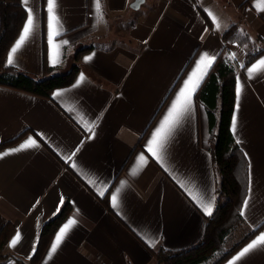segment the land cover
<instances>
[{"label": "crops", "instance_id": "1", "mask_svg": "<svg viewBox=\"0 0 264 264\" xmlns=\"http://www.w3.org/2000/svg\"><path fill=\"white\" fill-rule=\"evenodd\" d=\"M20 1L26 19L28 9L33 11L34 26L9 66L32 77H42L43 66L51 75L73 65L79 72L50 99L0 87V145L15 140L0 149V232L12 227L0 264L30 259L43 224L66 202L69 213L37 264H154L157 249L195 246L211 215L201 205L211 204L213 212L218 184L207 111L196 99L211 67L174 125L160 161L148 144L201 56L216 60L223 49L236 68L230 131L249 171L248 204L243 202V223L234 232L242 238L264 224V66L251 77L248 73L264 60V52L243 67L252 48L264 50L259 0H143L136 10L135 0H100L99 13L96 0H57L60 35L53 44L58 49L49 45L47 0H28L27 6ZM233 26L252 48L223 43ZM88 47L75 60L77 51ZM29 138L36 146L12 151ZM70 219L76 223L50 255ZM17 232L21 238L11 247ZM261 234L264 226L223 264H264V245L236 259Z\"/></svg>", "mask_w": 264, "mask_h": 264}, {"label": "trees", "instance_id": "2", "mask_svg": "<svg viewBox=\"0 0 264 264\" xmlns=\"http://www.w3.org/2000/svg\"><path fill=\"white\" fill-rule=\"evenodd\" d=\"M25 19L26 12L20 0H0V87L50 99L55 90L68 87L73 83L79 72V67L73 65L64 73L51 75L52 69L43 66L42 77H32L7 65L5 61L7 50L19 34ZM222 40L225 44L236 43L244 47L250 42L248 36L235 26L222 36ZM91 49L92 47H88L77 51L75 60ZM263 52L264 50L261 49L248 52L243 67L251 64ZM235 75V65L223 49L196 93L197 101L203 104L207 111L212 143L210 154L218 177L215 207L206 219L203 237L195 246L190 248L178 251L160 248L153 251L154 264H207L215 254L221 255L211 264H223L264 226L263 224L258 229L248 232L230 249L225 250L226 237L233 230L241 227L243 223L241 207L248 190L249 174L247 160L236 145L230 131L235 101ZM14 141L0 145V149ZM69 210V203L66 202L55 217L43 224L35 253L23 264H37L39 262L52 236L68 215ZM11 233L12 227L10 226L1 230L0 249L7 242ZM16 260L14 262L21 264V260Z\"/></svg>", "mask_w": 264, "mask_h": 264}, {"label": "snow or ice", "instance_id": "3", "mask_svg": "<svg viewBox=\"0 0 264 264\" xmlns=\"http://www.w3.org/2000/svg\"><path fill=\"white\" fill-rule=\"evenodd\" d=\"M23 3L27 6L28 0H23ZM264 4V0H259V3H257L256 8L258 11H264V7H261V5ZM56 7H57V0H47V11H48V39H49V45L50 48L55 47L59 48V45H54L53 40L56 36L60 35V32L58 30V26L60 25V18L56 14ZM96 11L99 13L101 10V4L100 0H96ZM211 15V13H210ZM213 22L216 23V18L213 16ZM34 26V15L33 11L31 9H28L27 13V19L26 23L23 27V30L21 32V35L19 36L18 40L12 47V49L9 52L8 58H7V64L13 65L14 64V57L18 50L21 48V46L25 43V41L28 39L30 33L33 30ZM219 25L217 24V27ZM64 44H67V41L63 42ZM51 59V57H50ZM90 59V58H89ZM215 61V56H209L207 53H205L203 56H201L200 60L198 61L196 65V69H194L193 73L189 76L188 80L185 81L183 88L177 95V98L175 102L172 104L171 109L167 113V116L164 118L161 125L156 129L154 132L151 140L148 144V151L151 153L153 157H155L158 161L162 159L160 152L165 147L166 141L170 135V133L174 129V125L178 123L180 117L186 113L189 108L192 105V97L196 91V89L199 87L200 82L203 79V75L206 73V69L210 68L212 63ZM56 60H52V63H56ZM203 66V67H202ZM261 66H264V60H260L257 64L253 65L252 68L248 69L249 76L259 69ZM83 75L81 76V80H83ZM236 94L237 98L239 100V96L241 94V86L239 83H237L236 88ZM56 95H60V93H56ZM87 126V125H86ZM88 130L91 131V126H87ZM237 127V120L236 117H233L232 120V128L233 132L235 133ZM239 143V141H237ZM36 146V141L32 138H29L28 141H26L24 144H22L18 149H14L12 151H20L27 149L29 147ZM8 153H5L4 155H7ZM139 164L145 163V157L141 155L139 157ZM135 174V170L134 173ZM195 199V197H194ZM112 203L113 206H116L117 203V196H112ZM245 206H247L248 201H244ZM201 207L203 208L205 214L210 215L212 212V206L211 204H202ZM76 221L74 219H70L58 232L55 241L53 245L51 246L50 255L52 253H55L57 250V247L63 240L64 236L68 232V230L71 228L72 225H74ZM20 233L17 232L16 236L11 241L10 246L15 247L17 242L20 240ZM257 245H264V234H261L259 237H257L256 240H254L252 243H250L246 248L243 249L239 253V255L236 257L237 260H239L241 257H243L246 253H248L250 250L257 247Z\"/></svg>", "mask_w": 264, "mask_h": 264}, {"label": "rangeland", "instance_id": "4", "mask_svg": "<svg viewBox=\"0 0 264 264\" xmlns=\"http://www.w3.org/2000/svg\"><path fill=\"white\" fill-rule=\"evenodd\" d=\"M252 48V43L247 45ZM256 49L255 48H252V51H255ZM238 229V228H237ZM236 230V229H235ZM235 230H233L231 233H229V235L226 237L225 239V242H224V248L225 250H228L230 249L234 244H236L238 241H240L242 238H241V233L236 231L234 232ZM221 254H215V256L207 262V264H211L212 262H214L218 257H220Z\"/></svg>", "mask_w": 264, "mask_h": 264}, {"label": "water", "instance_id": "5", "mask_svg": "<svg viewBox=\"0 0 264 264\" xmlns=\"http://www.w3.org/2000/svg\"><path fill=\"white\" fill-rule=\"evenodd\" d=\"M142 1H143V0H135V1L133 2V4L131 5V8H132L133 10H136V9L139 7V5L142 3Z\"/></svg>", "mask_w": 264, "mask_h": 264}]
</instances>
